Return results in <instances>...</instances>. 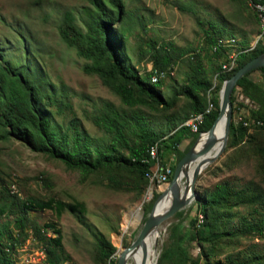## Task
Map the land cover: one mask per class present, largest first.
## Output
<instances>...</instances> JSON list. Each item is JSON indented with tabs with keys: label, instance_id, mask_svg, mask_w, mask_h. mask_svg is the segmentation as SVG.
Masks as SVG:
<instances>
[{
	"label": "rangeland",
	"instance_id": "1",
	"mask_svg": "<svg viewBox=\"0 0 264 264\" xmlns=\"http://www.w3.org/2000/svg\"><path fill=\"white\" fill-rule=\"evenodd\" d=\"M125 2L127 15H123L119 25L127 34L123 42L126 64L137 68L146 79L151 76L154 70L151 40L170 46L177 58L166 68L162 80L164 96L175 99L171 107L149 104L131 108L123 103L118 93L103 83L99 75L84 72L83 66L88 60L61 39L58 26L66 11L76 14L78 23L82 25L80 16L90 9L87 0H0V52L11 60H24L26 56L15 27L22 23L24 30L33 32L37 41L34 49L38 50L47 75L44 76L47 79L44 85L51 83L58 87L67 103L62 111L52 115L53 124L64 130L74 122L95 153L97 147L115 142L114 134L95 121L96 115L105 111L107 103L130 119V127L126 129L130 143L140 141L141 128H146L155 138L158 136L160 142L184 125L195 113L191 115V99L180 94L179 90L187 84L188 74L196 63H201V67L210 72L211 89L200 91L205 110L210 107L215 90L222 88L224 82L217 77L215 70L222 58L210 64L201 51L205 49L208 31H216L225 42L227 54L223 60H228L224 64L235 56L239 58L243 51L240 59L246 60L254 48L264 47L261 22L250 0ZM250 77L264 87L261 71L256 70ZM234 96L233 121L248 128L238 138L233 139L230 135L224 152L200 174L197 187L202 196L219 200L223 191L214 197L212 195L225 185L232 187L233 194L219 208L220 230L211 232L200 226L202 242L194 240L188 244L193 257L204 254V251L209 253L210 262L201 257L199 264L226 263L231 259L264 264V238L243 232L248 223L264 221V122L253 114L259 106L242 90L238 89ZM259 110L264 112V107ZM186 115L191 116L187 118ZM257 120L261 122L257 123ZM117 146L127 157V145L118 143ZM162 157L161 163L176 168L178 155L174 150L163 153ZM122 162L126 164L125 157ZM153 182L139 176L127 164L119 165L113 171L103 168L85 172L68 167L59 158L33 150L21 139H0V206L7 199L13 201L12 196L5 197L3 188L6 186L13 195L17 194L22 199L53 197L67 202L78 200L85 202L87 207L84 214L65 210L61 216L50 209L30 210L24 231L17 226L22 215L16 207L11 205L8 211L0 213V229L5 234L3 240L10 239L9 246L14 238L18 241L13 251L14 263L42 264L32 257H36L37 252L48 256L47 249L35 234L30 235V231H34L31 224L54 222L63 236L62 264H118L119 252L131 245L149 216L153 208L149 203L155 193H161L168 185ZM200 208L196 201L186 207L185 232L190 228V218L195 217ZM128 216L138 224L132 223L125 228ZM174 219L173 215L160 226V236L154 246V264H158L160 253L169 242L170 225ZM51 234L49 231L48 235ZM100 234L116 247L110 258L100 251L97 239Z\"/></svg>",
	"mask_w": 264,
	"mask_h": 264
},
{
	"label": "trees",
	"instance_id": "2",
	"mask_svg": "<svg viewBox=\"0 0 264 264\" xmlns=\"http://www.w3.org/2000/svg\"><path fill=\"white\" fill-rule=\"evenodd\" d=\"M87 1L90 3V9L85 13L83 12L80 16L83 22L82 25L78 23L76 14H73L72 11H66L58 26L61 39L69 47L74 48L80 56L88 60L83 66L84 72L99 75L103 83L118 93L123 103L131 108L140 105L148 106L149 104L163 107L173 106L175 99H167L162 89L165 71H161V79H157L154 82L152 81L153 71H151V76H147L146 79L139 73L137 68L126 64V59L123 55V42L127 34L123 28L122 30L120 29L119 25L123 20V15H127L125 0ZM250 2L255 9L253 2L251 0ZM118 25L119 27L117 28L116 26ZM15 31L21 38L23 52L26 57L22 61H16L11 60L4 52H0V139L10 137L21 139L33 150L59 158L70 168L80 169L85 172H94L103 168L113 171L117 166H126L127 164L130 168L136 170L139 176L148 180L153 174L148 171L152 167H156V163H158L157 156L153 155V152L158 147L160 158L163 153L174 150L178 155L179 161L193 146L201 132L211 127L219 114L221 87L215 90L212 97L214 108L208 114L205 123L198 132H192L189 126L182 125L159 142L157 140L158 136L155 138L149 135L146 128H141L139 134L142 137L140 141L130 143L126 132V129L130 127V119L123 116L111 103H107L105 111L96 115L95 121L114 134L115 142L103 145L100 148L97 147L95 153L94 149H91L83 139L81 131L74 122L72 123L74 127L71 124L64 130H60L53 124L52 115L57 111H62L63 106L67 104L64 100V93L62 94L61 92L63 91H60L54 84L44 85L47 82L44 76L47 75L38 56L39 52L34 49L37 46V41L33 32L30 29L24 30L22 23L16 25ZM219 36L216 31H208L205 49L201 51L204 54L203 56L208 58L210 64H215V59L220 60L222 58L221 63L218 62L215 69L217 77L222 82L231 77L246 61L264 52V47L254 48L246 60L240 59V55L244 51L239 55V58L231 56L233 58L227 63L230 65L234 59V67H232L231 71H222L227 64L224 63L228 59L223 60L227 54V49L224 48L225 42L223 38H219ZM217 40L223 41H220L219 44ZM150 48L152 49L151 55L154 61V68L166 69L177 60L173 55V49L167 44L159 45L158 41L151 40ZM210 68L212 69L213 67ZM256 70L261 71L264 77V66L254 69L243 76L235 87L232 102L235 103L234 93L238 89L242 90L251 101L259 106L258 109L253 110V114L264 122V112L259 110L260 107H264V87L250 77ZM212 85L210 72L202 68L201 63L193 65L192 71L188 74L187 84L179 90L180 94H185L192 101L191 115L206 111L200 91H209ZM190 116L186 115L187 118ZM258 122L260 121L257 120ZM247 128L248 126L243 123L239 125L233 121L230 135L233 139L238 138L240 134L245 133ZM187 138H191V141L182 150L180 145ZM118 143L127 145L129 150L127 157L122 151H119ZM124 157L126 164L122 162ZM153 163H155L154 166ZM174 171L175 168L173 167V174ZM3 189L6 193L5 197L12 196L13 201L9 202V199H7L0 206V213L8 211L11 205L16 207L22 215V221L17 223V226L23 231L27 214L33 209H50L55 211L58 216H61L65 210L81 214L87 211L86 204L83 201L74 200V202H67L53 197L48 199H22L17 194L13 195L8 187L5 186ZM222 191L223 195L219 200L214 198L210 200L209 197L206 198L200 194L196 203L198 208L201 207L202 209L200 208L197 213L200 214L199 221L204 222L199 225L198 217L196 215L193 218L191 217L189 221L190 228L187 232L183 229L184 221L188 215L186 207L174 214L176 219L170 225L169 242L162 249L158 264H199L201 257H205L206 261L210 262V255L206 251H204V254L193 257L189 251L188 244L194 240L202 242L201 227H205L204 230L208 229L211 232L220 230L222 223L219 222V208L227 203L229 197L233 194L232 187L225 185L220 187L212 197ZM159 195L160 193H155L153 200L149 203L150 208L153 207ZM31 226L34 229L32 231L46 247L50 264H62L63 236L61 229L54 222H46L43 225L32 223ZM49 231L52 232L51 235H48ZM243 232H251L264 238V221L262 223H248ZM4 235L0 229V264H15L13 251L17 241L14 238L9 246L8 242L11 240H3ZM97 239L99 240L102 255L110 258L116 247L108 243L102 234ZM186 242L187 245H185ZM111 262H115L114 259H111ZM212 264H248V262L231 259L226 263L218 261Z\"/></svg>",
	"mask_w": 264,
	"mask_h": 264
},
{
	"label": "water",
	"instance_id": "3",
	"mask_svg": "<svg viewBox=\"0 0 264 264\" xmlns=\"http://www.w3.org/2000/svg\"><path fill=\"white\" fill-rule=\"evenodd\" d=\"M261 66H264V52L246 61L231 77L224 80L220 91V111L218 116L211 127L199 135L193 146L178 161L172 180L156 199L136 239L131 245L125 247L120 252L118 264H126L127 255L141 247L144 249L146 258L149 238L155 234H159L155 239L154 248L160 236V226L177 211L198 200L200 191L197 184L200 174L224 152L228 143L231 123L233 121L232 95L235 87L243 76ZM222 118H225V129L222 137H219L217 136L216 129ZM204 133H206V136L203 139V143L198 147ZM166 192L171 194L172 202L165 211L158 212L157 205ZM141 218H143V214Z\"/></svg>",
	"mask_w": 264,
	"mask_h": 264
},
{
	"label": "bare ground",
	"instance_id": "4",
	"mask_svg": "<svg viewBox=\"0 0 264 264\" xmlns=\"http://www.w3.org/2000/svg\"><path fill=\"white\" fill-rule=\"evenodd\" d=\"M254 4V0H251ZM255 7V5H254ZM259 17V20L261 22V30H262V34H264V25H262V17L261 16H258ZM234 64H235V60L233 59V61L231 62V64H226L224 66V69H232V67H234ZM152 81H157V78H154V75H152ZM214 108V103L211 101V105L210 107H208V109L206 111H204L203 113L205 114H209L212 109ZM197 115H193L189 120H187L184 125L186 126H189L190 128L194 125V121L195 119L197 118ZM224 129H225V118H222L218 125H217V129H216V133H217V136L219 137H222V135L224 134ZM206 136V133H204L202 135V139L201 141L199 142L198 144V147L203 143V139L205 138ZM159 152V147L153 152V155H155L156 153ZM157 158H158V155H156ZM156 158V159H157ZM157 164V163H156ZM150 180L153 182V181H156V178H155V175L152 174L150 176ZM154 183V182H153ZM160 183V182H159ZM167 188V187H166ZM165 188V189H166ZM172 202V196L170 193H165L163 195V197L161 198L160 202L158 203L157 205V211L158 212H163L165 211L171 204ZM140 219L141 216H140ZM138 224V222H135L133 221V218L132 217H126L125 219V224H124V227L127 228L130 224ZM159 234H155L153 235L151 238H149L148 240V254H147V257L145 258V254H144V249L141 247V248H138L136 249L135 251L129 253L126 257V264H154V256L156 254V251L154 250L153 248V245H154V242H155V239L156 237L158 236ZM122 251V250H121ZM120 251V252H121ZM120 252L118 254V257L120 256ZM119 259V258H118Z\"/></svg>",
	"mask_w": 264,
	"mask_h": 264
},
{
	"label": "built area",
	"instance_id": "5",
	"mask_svg": "<svg viewBox=\"0 0 264 264\" xmlns=\"http://www.w3.org/2000/svg\"><path fill=\"white\" fill-rule=\"evenodd\" d=\"M254 5H255V11L258 16L262 17V25H264V0H254ZM217 41H219V44H220V41H223V40H217ZM161 71H167V70L163 68H154L153 70L154 78L161 79ZM207 117H208V114L203 113V111L198 112L197 118L194 121V125L190 128L191 131L198 132L201 126L205 123ZM244 123L248 124V122H244ZM155 155H158V163L156 167H152L148 172H152L155 175V178L158 182L168 183V181L170 180L173 174V167L169 164L161 163L159 152L156 153ZM199 215L200 214L198 213L196 214V216L198 217V223H199ZM32 234H35V233L31 230L30 235ZM19 243H24V242H19ZM32 258L36 259L37 261L42 262V264H50L48 256H46V254L44 253L37 252L36 257H32Z\"/></svg>",
	"mask_w": 264,
	"mask_h": 264
},
{
	"label": "crops",
	"instance_id": "6",
	"mask_svg": "<svg viewBox=\"0 0 264 264\" xmlns=\"http://www.w3.org/2000/svg\"><path fill=\"white\" fill-rule=\"evenodd\" d=\"M189 141H191V138H187L186 140H184V142L180 145V148L183 150L187 147V145L190 143ZM189 142V143H188Z\"/></svg>",
	"mask_w": 264,
	"mask_h": 264
}]
</instances>
